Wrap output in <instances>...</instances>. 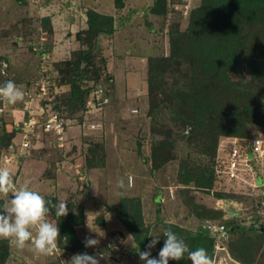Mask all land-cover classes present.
Returning <instances> with one entry per match:
<instances>
[{
  "label": "rangeland",
  "instance_id": "obj_1",
  "mask_svg": "<svg viewBox=\"0 0 264 264\" xmlns=\"http://www.w3.org/2000/svg\"><path fill=\"white\" fill-rule=\"evenodd\" d=\"M155 1L0 0V83L12 80L25 92L24 101L16 105L0 98V145L6 142L7 134H12L17 146L21 128L32 131L26 133L30 147L25 156L12 157L8 164L3 156L10 154L9 148L0 149V167L10 165L7 168L17 185L28 184L45 198L54 199V205L66 201L68 213L80 222L67 224L83 251L94 255L109 244L115 245L109 260H101L100 264H144L132 237L116 218L120 197L129 201L128 205L138 206L141 223L149 226L147 244L159 237L151 249L153 257L158 256L166 239L162 229L175 225L189 250L206 249L215 264H264V232L233 228L221 236L216 228L233 226L242 218L264 221V160L253 165V172L245 173L239 181L214 174L208 187L178 180L182 173L180 162L192 147L180 139L188 128L172 120L175 104L170 107L160 102L172 90H188L190 82L196 85L200 80L195 76L197 70L215 66L212 60L196 56L191 50L186 57L183 50L178 61H172L168 68V33L173 27H189L193 11L198 12H194L197 24L204 25L210 16H204L205 10H197L201 0L156 1L158 12H152ZM93 14L112 18L111 35L94 36L88 21ZM240 22L237 32L241 39L263 46L259 27L248 28L243 20ZM250 30L253 35L248 37ZM82 53H88L90 63L75 84L80 102L73 114L64 115L63 103L70 99L74 79L67 63H73ZM236 71L223 69L220 84L207 89L206 93L223 94L215 97L220 107L217 113L207 112L202 117L206 122L214 121L208 130L228 131L232 126L233 133L218 136L220 140L224 136L264 140V116L261 119L260 113L239 109L231 113L248 98L239 96L243 86L237 80L242 75ZM41 85L46 88L45 95L39 92ZM255 86L252 91L257 88L263 92L264 78ZM53 104L67 122L59 134L50 136L39 125L44 119L42 114L49 112ZM28 121L37 125L31 130ZM156 126L169 130L167 138L152 134ZM196 134L204 136L202 129ZM162 138L173 146L171 156L160 163L165 152L156 155L153 145ZM12 150L17 154L16 148ZM129 176L131 187L127 185ZM122 177L125 188L119 189L117 181ZM220 185L226 190L216 189ZM156 195L160 196L158 204L154 203ZM226 201L232 202L241 215L225 218ZM3 202L0 196V204ZM47 219L56 224L50 216ZM60 219L68 220L66 216ZM203 226L208 229L206 235L199 242H191V233ZM64 236L60 233L57 244L63 250L60 259L67 261L72 253L82 251L67 245ZM85 236L98 239V247L85 248ZM4 247L8 256L0 264H60L58 254L37 256L29 247L21 250L0 238V249ZM169 264L192 262L185 253L184 259L169 260Z\"/></svg>",
  "mask_w": 264,
  "mask_h": 264
},
{
  "label": "trees",
  "instance_id": "obj_2",
  "mask_svg": "<svg viewBox=\"0 0 264 264\" xmlns=\"http://www.w3.org/2000/svg\"><path fill=\"white\" fill-rule=\"evenodd\" d=\"M156 1L161 3V0ZM156 1L153 4V10L150 9L152 12H158L159 7H155L157 4ZM117 5L120 6V3ZM197 10L199 12L200 10H205L204 16L208 14L210 16V18H208L209 21L204 22V25L197 24L199 23L197 22L199 19L194 15L196 11H193V16H190L192 23H190L189 27L184 30H180L177 27L171 28L168 33L171 60L168 59L165 64L168 65L169 68L170 65L173 64L172 61H176L178 56L181 57L182 54L185 53L187 57L188 51L191 50L195 52L196 56L212 60L215 68H201L200 71L197 70V73L194 74L197 76L196 78H200V80H198L196 85L190 82L188 90H172L169 97L164 98V100L162 99L160 104L165 103L170 107L171 105H176L172 120L181 123L183 128H188V133L182 135L180 139H183L188 147L190 145L192 147L187 155L185 154L186 157H184V160L180 162L182 173L178 180L181 182H193L196 185L208 187L210 180L213 178V164L211 162H213L215 157L218 136L227 135V132L233 133V130H230L232 126L229 127L228 131L218 132L215 128L208 130V126L210 127L214 121L210 119V122H206L204 121L205 118L202 117V115H205L207 112L215 114L220 109L218 104H216L215 97L222 95L223 92L221 91L220 94H218L216 91L208 93H206V91L214 87L213 85L216 86V84H220V81L223 79V69L226 68L227 70H231L235 68V70H238L236 72L242 75V78L240 81L237 80V83L243 86V90L242 92L240 91L239 96L248 95L246 103L238 106V108H235L234 112L231 111V113L234 114L239 109L245 113H260L259 116L261 119L264 116V91L259 92L257 88H255V92L252 91V88L260 81V78H264V45L256 46L255 44L253 45V43L247 44L241 39L240 33H238L239 23L243 20L248 28L257 25L256 27L260 29V35L259 33L257 34L261 38L264 37V0H201V4L198 6ZM196 13L198 14V12ZM92 17L93 19L89 17L88 21L89 28L94 30V36H109L113 33L114 28L111 17L98 14H93ZM250 31L248 37L253 35L252 30ZM89 63L90 57L88 53H82L73 63H67L70 66L67 67V69L73 72L74 79H72L70 86V99L65 102V104L63 103V106L66 108L62 111L65 113L64 115L73 114L78 106L77 102L78 104L80 102V92L75 84L83 78L86 69L89 67ZM239 66H242L243 69H240ZM242 70H244V72H242ZM177 100H179V102ZM176 107H178V109ZM51 109L61 113L59 108H55L54 104ZM200 129L203 130L204 136H198L196 134ZM153 130L152 134L155 135L156 133V135H160V137L164 134L165 138H167L169 134V130H164L162 126L153 127ZM179 134L178 132L177 135ZM6 137V142L0 145L1 150L2 148L8 149L11 146L13 135L7 134ZM162 139L163 140H157L154 142L156 144L153 145V152L156 155L158 152H165V157L161 155L160 163L168 159L166 157L171 156V149L173 146L171 143L168 144L167 142H163L166 139ZM154 157L158 159V156ZM163 157L165 159H163ZM46 200L51 201L54 205V199L46 198ZM159 200L160 196L156 195L154 203L158 204ZM128 202L129 201L120 197L116 218L132 237L137 250L145 251L148 242L147 229L149 226H143L141 223L138 206H132L131 203L128 205ZM48 216L55 220L56 225L59 227V232L65 235L63 240H65L66 244H73L78 252L83 251V248L79 247L74 240L69 224H67V222L70 223L71 221L75 225L80 222L75 220L69 213L66 215L68 220L63 222L60 217L55 216L54 208ZM167 228H170L171 231L176 233L179 237L180 229L177 226L171 225L167 226ZM186 232V234L190 233V231ZM207 232L208 229L204 226L202 230L192 232L191 235L193 236L190 237L191 242H199ZM60 238L61 237H59V239ZM211 245L213 246V244ZM7 256L8 251L6 247H4L3 251L0 249V261L5 260Z\"/></svg>",
  "mask_w": 264,
  "mask_h": 264
},
{
  "label": "clouds",
  "instance_id": "obj_3",
  "mask_svg": "<svg viewBox=\"0 0 264 264\" xmlns=\"http://www.w3.org/2000/svg\"><path fill=\"white\" fill-rule=\"evenodd\" d=\"M0 98L10 105H16L18 102L24 101L25 92L14 81L7 80L0 83ZM12 144L13 142L11 148ZM127 185L129 187L132 185L131 176L127 177ZM117 187L125 188L123 177L117 181ZM216 189L226 190L221 185ZM263 195H261V199ZM0 196L4 198V202L0 204V238L7 239L10 245L21 250L29 247L37 256L62 255L63 250L57 244L60 237L59 227L51 223L47 216L53 208L56 217L66 216L68 213L66 201L53 205L39 192L32 190L28 184L17 185L7 167H0ZM226 202L223 203V208ZM223 213L225 217V208ZM162 234L166 239L157 257L152 256L151 249L156 246L159 237L153 238L147 244L145 251H137L139 259L144 264H169V260L184 259L185 253L192 264H215L206 249L189 250L185 241L170 228L162 229ZM99 243L100 241L92 236H85L83 241L85 248H96ZM114 248L115 245L109 244L106 250L98 251L94 255L83 252L72 255L67 261L58 260H60V264H100L101 260H109L110 250Z\"/></svg>",
  "mask_w": 264,
  "mask_h": 264
},
{
  "label": "built area",
  "instance_id": "obj_4",
  "mask_svg": "<svg viewBox=\"0 0 264 264\" xmlns=\"http://www.w3.org/2000/svg\"><path fill=\"white\" fill-rule=\"evenodd\" d=\"M39 92L43 95L46 93V88L41 85ZM44 115V119L39 125V128L48 133L50 136L59 134L67 119L62 113L55 112L53 110H48ZM31 130L35 125V122H27ZM32 132V131H31ZM31 132H25L21 128V139L19 144L16 146L12 140V148L9 147L10 154L3 156L5 163L9 164V160L12 157L19 158L21 155L25 156L30 147V140L28 134ZM224 142V143H223ZM17 149V154L13 152L12 149ZM2 156V155H1ZM0 156V157H1ZM264 160V140L261 138H246V137H236V136H224L219 139L217 144V149L214 157L213 163V174L215 177H223L228 179H240L245 173L253 172V165ZM222 174V175H219ZM220 177V178H221ZM257 177V176H256ZM258 178V177H257ZM217 183V182H216ZM60 259V256L58 257ZM61 260V259H60ZM62 262V260H61Z\"/></svg>",
  "mask_w": 264,
  "mask_h": 264
},
{
  "label": "flooded vegetation",
  "instance_id": "obj_5",
  "mask_svg": "<svg viewBox=\"0 0 264 264\" xmlns=\"http://www.w3.org/2000/svg\"><path fill=\"white\" fill-rule=\"evenodd\" d=\"M262 200V199H261ZM263 201V200H262ZM264 202V201H263ZM255 217H250L249 219H240L239 223H235L233 226L231 225H219L216 227L219 230L220 235H225L228 230H232L233 228H240L243 232H257L262 233L264 232V221H257L254 222ZM224 227L220 229V227ZM208 228H213L211 225H207Z\"/></svg>",
  "mask_w": 264,
  "mask_h": 264
},
{
  "label": "water",
  "instance_id": "obj_6",
  "mask_svg": "<svg viewBox=\"0 0 264 264\" xmlns=\"http://www.w3.org/2000/svg\"><path fill=\"white\" fill-rule=\"evenodd\" d=\"M263 196H262V199H263ZM224 208H225V217L226 218L236 217V216L241 215V211L236 209V207L232 203L226 202L224 204ZM223 228L224 227H220V229H223Z\"/></svg>",
  "mask_w": 264,
  "mask_h": 264
},
{
  "label": "crops",
  "instance_id": "obj_7",
  "mask_svg": "<svg viewBox=\"0 0 264 264\" xmlns=\"http://www.w3.org/2000/svg\"><path fill=\"white\" fill-rule=\"evenodd\" d=\"M33 149H36V148H33ZM38 149V148H37ZM32 150V149H31ZM10 165H7L6 167H9ZM11 167V166H10ZM83 252H87V253H89L90 254V252L88 251V250H84V251H82L81 253H83ZM72 255H73V253H72ZM71 255V256H72ZM112 255H110V257H111Z\"/></svg>",
  "mask_w": 264,
  "mask_h": 264
}]
</instances>
